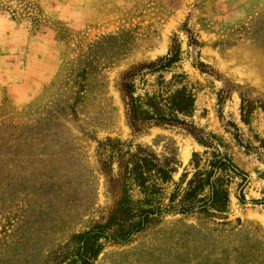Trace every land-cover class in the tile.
<instances>
[{
	"label": "rangeland",
	"instance_id": "374dc122",
	"mask_svg": "<svg viewBox=\"0 0 264 264\" xmlns=\"http://www.w3.org/2000/svg\"><path fill=\"white\" fill-rule=\"evenodd\" d=\"M0 30V264H82L91 229L90 264H264V0H0ZM224 156L228 203L179 212Z\"/></svg>",
	"mask_w": 264,
	"mask_h": 264
},
{
	"label": "trees",
	"instance_id": "16d2710c",
	"mask_svg": "<svg viewBox=\"0 0 264 264\" xmlns=\"http://www.w3.org/2000/svg\"><path fill=\"white\" fill-rule=\"evenodd\" d=\"M178 50L173 52L171 51L169 55L162 58L158 63H151L148 65V68L150 70H157L160 68L167 67L171 65L176 59L178 58ZM140 70V69H139ZM138 72V70L136 71ZM135 74L134 71L128 73L127 79L124 82V88L126 91H128V94H130L132 101H133V112L136 117H138V114H141V105L136 103L137 99L133 95V84L129 82L131 80V77H133ZM192 100V96L189 94H183L181 98H179V102L177 105V108L181 111H188V105L190 104ZM150 118V117H149ZM156 118V122L162 123V122H168V123H183L184 121L178 117L175 118H169L163 115H159ZM212 167L206 171L205 175L203 174H196L194 175L190 181L188 182L189 186L186 189L185 196L182 198V203L184 206L180 207L178 209L179 212H192L194 211L196 206H193V204L188 201L191 199L194 195L197 194L198 190H203L205 187H209L210 189V196L209 198L203 202L202 204H198L200 209L202 210H208L209 206L215 207L217 209L222 208V205L228 203L230 199V192L226 185L220 182V180H215V175L219 170L222 169H229L233 171L236 174H244L243 171L239 169V167L234 163V161L229 156H224L223 158H218L217 160L212 162ZM244 179L246 177L244 176ZM188 201V202H185ZM192 204V205H191ZM163 210L161 206L156 208H144L142 209V221L137 224L135 227V230L141 229L145 222L147 221L148 217L158 211ZM102 227H105L104 225ZM102 231H95L93 229L88 230L86 232L80 233V248H79V254L82 258V264H90L91 257H94L95 252L93 249L91 250V253L89 252V244L92 239V236H101ZM105 234V233H103ZM88 249V250H87Z\"/></svg>",
	"mask_w": 264,
	"mask_h": 264
},
{
	"label": "crops",
	"instance_id": "0c3cea01",
	"mask_svg": "<svg viewBox=\"0 0 264 264\" xmlns=\"http://www.w3.org/2000/svg\"><path fill=\"white\" fill-rule=\"evenodd\" d=\"M56 12H59L56 10ZM14 29L11 28V32L13 31ZM7 31L8 30H4V33L7 35ZM2 31L0 30V38H1V33ZM4 42L3 41H0V46H2L1 44H3ZM3 54H11L13 55L14 54V49L12 47L10 48H7V47H4V48H1L0 49V62L2 60L3 57H7L6 55L4 56ZM11 59H13L11 57ZM9 79L8 77L6 76V78H4L2 75H1V67H0V101L2 100L3 98V95H4V86L6 85H13L14 86V64H13V60H11L10 62V71H9Z\"/></svg>",
	"mask_w": 264,
	"mask_h": 264
}]
</instances>
